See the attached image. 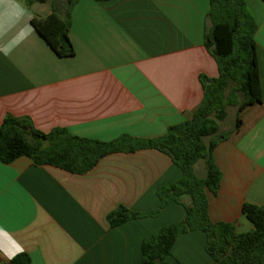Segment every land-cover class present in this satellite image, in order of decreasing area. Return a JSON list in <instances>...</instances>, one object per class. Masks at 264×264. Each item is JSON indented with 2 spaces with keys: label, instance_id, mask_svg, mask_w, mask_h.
<instances>
[{
  "label": "crops",
  "instance_id": "0c3cea01",
  "mask_svg": "<svg viewBox=\"0 0 264 264\" xmlns=\"http://www.w3.org/2000/svg\"><path fill=\"white\" fill-rule=\"evenodd\" d=\"M66 2L0 0V125L11 116L43 133L63 128L108 143L159 138L192 118L204 99L201 76L219 77L205 46L210 0H78L75 55L60 58L32 20L63 15ZM245 2L258 24L262 103L243 111L239 131L216 147L222 180L208 191L211 220L237 234L255 229L244 205L264 206V2ZM181 177L156 149L107 155L85 175L25 156L0 161V264L20 254L31 264H141L143 242L185 220L184 206L171 202L118 227L108 217L119 207L160 209L159 190ZM206 245L202 231L181 234L165 264H216Z\"/></svg>",
  "mask_w": 264,
  "mask_h": 264
},
{
  "label": "trees",
  "instance_id": "16d2710c",
  "mask_svg": "<svg viewBox=\"0 0 264 264\" xmlns=\"http://www.w3.org/2000/svg\"><path fill=\"white\" fill-rule=\"evenodd\" d=\"M50 1L26 0V5ZM77 1L67 0L63 15L53 12L32 20L38 34L60 58L75 55L70 32L71 14ZM210 3L205 46L217 62L219 77L201 76L202 104L191 119L171 127L166 135L155 139L122 136L105 143L73 136L63 128L43 133L29 120L11 116L0 125V161L6 165L25 156L38 166L85 175L110 154L144 149L167 154L181 169L182 177L159 190L160 209L140 214L119 207L108 217L110 225L118 227L131 220L157 216L171 202L184 206L185 220L160 228L143 242L141 264H165L178 236L193 231L206 235V250L216 264H264V206L244 205L243 213L255 229L243 234H237L232 224L214 223L209 216L208 191L217 193L222 180L215 149L239 131L243 111L262 103L255 18L245 0H210ZM229 108H236L235 125L224 132L220 124L226 120ZM200 162L206 170L204 177H199L196 171ZM12 264H31V259L20 254L12 259Z\"/></svg>",
  "mask_w": 264,
  "mask_h": 264
},
{
  "label": "rangeland",
  "instance_id": "374dc122",
  "mask_svg": "<svg viewBox=\"0 0 264 264\" xmlns=\"http://www.w3.org/2000/svg\"><path fill=\"white\" fill-rule=\"evenodd\" d=\"M235 117H236V108H229L228 116L224 122L220 124V128L222 131L229 130L235 125ZM197 174L199 177H204L206 175V170L202 162L198 163Z\"/></svg>",
  "mask_w": 264,
  "mask_h": 264
}]
</instances>
